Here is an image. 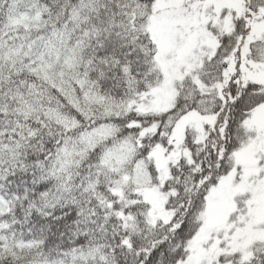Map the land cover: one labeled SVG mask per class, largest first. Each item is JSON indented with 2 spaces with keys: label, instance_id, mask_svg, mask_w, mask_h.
Masks as SVG:
<instances>
[{
  "label": "snow or ice",
  "instance_id": "obj_1",
  "mask_svg": "<svg viewBox=\"0 0 264 264\" xmlns=\"http://www.w3.org/2000/svg\"><path fill=\"white\" fill-rule=\"evenodd\" d=\"M0 264H264V0H0Z\"/></svg>",
  "mask_w": 264,
  "mask_h": 264
}]
</instances>
